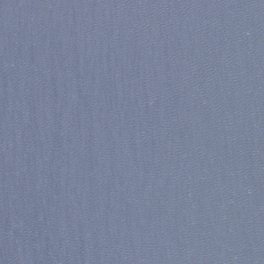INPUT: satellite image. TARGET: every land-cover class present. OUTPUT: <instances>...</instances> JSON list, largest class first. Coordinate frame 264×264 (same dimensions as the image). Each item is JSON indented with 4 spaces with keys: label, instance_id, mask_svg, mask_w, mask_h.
Here are the masks:
<instances>
[{
    "label": "water",
    "instance_id": "1",
    "mask_svg": "<svg viewBox=\"0 0 264 264\" xmlns=\"http://www.w3.org/2000/svg\"><path fill=\"white\" fill-rule=\"evenodd\" d=\"M0 264H264V0H0Z\"/></svg>",
    "mask_w": 264,
    "mask_h": 264
}]
</instances>
